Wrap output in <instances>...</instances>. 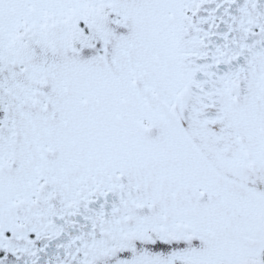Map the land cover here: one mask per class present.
<instances>
[{
	"label": "snow or ice",
	"instance_id": "1",
	"mask_svg": "<svg viewBox=\"0 0 264 264\" xmlns=\"http://www.w3.org/2000/svg\"><path fill=\"white\" fill-rule=\"evenodd\" d=\"M0 264H264V0H0Z\"/></svg>",
	"mask_w": 264,
	"mask_h": 264
}]
</instances>
